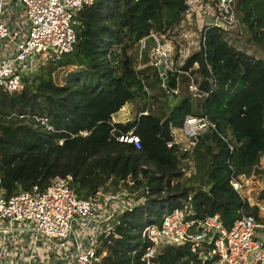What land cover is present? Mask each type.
I'll use <instances>...</instances> for the list:
<instances>
[{"label":"trees","instance_id":"obj_1","mask_svg":"<svg viewBox=\"0 0 264 264\" xmlns=\"http://www.w3.org/2000/svg\"><path fill=\"white\" fill-rule=\"evenodd\" d=\"M188 8V0H93L76 13L71 52L39 64L20 91H0L3 196L70 175L79 197L117 189L142 197L101 239L99 264H145L140 253L132 256L139 231L174 209L187 208L195 220L216 214L225 228L242 212L256 216V205L229 180L239 174L264 179L257 169L264 156V56L255 55L264 52V0H234V27L207 29L204 48L197 28L185 29ZM183 31L193 34L190 45ZM151 33L170 41L172 66L189 69L206 96L193 99L183 73L172 77L166 71L162 85L150 64ZM125 103L134 115L113 122ZM166 114L171 128L181 127L186 115L204 116L214 126L183 151L158 137ZM32 116L44 117L51 130ZM125 131L138 136V149L114 138ZM155 262L205 264L188 243L163 245Z\"/></svg>","mask_w":264,"mask_h":264},{"label":"built area","instance_id":"obj_2","mask_svg":"<svg viewBox=\"0 0 264 264\" xmlns=\"http://www.w3.org/2000/svg\"><path fill=\"white\" fill-rule=\"evenodd\" d=\"M194 1L197 11L189 7L187 13L191 20L200 23L197 31L204 48L207 29L229 32L234 27V0ZM92 2L0 0V91H20L24 77L37 69L40 59H55L71 52L76 13ZM149 36L153 40L150 64L156 68L160 65L165 75L166 71L172 77L180 73L187 75V90L193 99L206 96L209 91L195 84L189 69L172 66L173 52L167 40H163L165 37L154 33ZM145 39L139 40L138 57ZM177 53L180 57L186 54L182 47L177 48ZM171 91L175 93L176 89ZM32 117L51 130L44 117ZM213 126L204 116L186 115L181 127H170L171 141L165 144H180L183 151H190L195 138ZM114 138L135 149L140 146L138 136L130 131L117 133ZM249 179L251 175L239 174L231 177L229 183L245 198ZM70 183V175L55 176L42 189L32 185L8 197L3 196L0 186V264H99L101 255L95 249L101 239L113 233L118 215L143 200L126 189L98 190L83 198L75 194ZM256 207V216L242 212L229 228L222 225L216 214L195 220L188 218L190 212L185 207L171 210L159 221L141 228L132 256L140 253L145 264H156L155 257L162 249L159 243L174 246L188 243L192 253L205 258V264H264V223L257 221L264 206ZM205 241L211 244V249L202 248Z\"/></svg>","mask_w":264,"mask_h":264},{"label":"rangeland","instance_id":"obj_3","mask_svg":"<svg viewBox=\"0 0 264 264\" xmlns=\"http://www.w3.org/2000/svg\"><path fill=\"white\" fill-rule=\"evenodd\" d=\"M188 4H189V7L191 10L197 11V9H196L197 5H196V2L194 0H188ZM194 18H195V15H194ZM185 19H186L185 29H187V27L191 26L192 28L196 27L198 30V27L200 25L198 20L196 22L193 19L191 20L190 15L188 13H185ZM181 37L184 38L185 41L187 42L186 45H190V42L195 40V38H193V34L190 32H187V31H183L181 34ZM166 44L167 45L169 44L170 49L173 48L170 45V41L168 43L166 41ZM255 55L257 57H263L264 52H256ZM40 60H39V62H40L39 64H42L44 62V60H42V59H40ZM123 112L125 113V115L128 118H130L134 115V113L132 111V105L130 103L125 104V106L123 108ZM119 114H120V112H115V113H113V117H118ZM257 169L258 170L260 169L264 172V156L260 158L259 165H258ZM247 184H248V189L245 191V193L243 195H245V198L248 201L249 205H261V204H263V206H264V198L259 197V192L264 188V179L258 178L257 175H251V179H249V183H247ZM127 191H129V190H127ZM129 192H131V191H129ZM257 221L264 223V212H262L261 214L258 215ZM256 232L260 233V230L257 229ZM135 243L137 246L138 241ZM159 246H163V243H159ZM205 247H207L208 249H211V244L205 241L202 243V248H205Z\"/></svg>","mask_w":264,"mask_h":264},{"label":"water","instance_id":"obj_4","mask_svg":"<svg viewBox=\"0 0 264 264\" xmlns=\"http://www.w3.org/2000/svg\"><path fill=\"white\" fill-rule=\"evenodd\" d=\"M158 73L160 75V78L162 79V85L165 86L167 83V77L165 73L163 72V68L158 65L157 66ZM158 137L162 139L164 142L171 141V133H170V124H169V116L168 114L165 115V117L160 121V130L158 133ZM200 259L202 261L205 260L203 256H200Z\"/></svg>","mask_w":264,"mask_h":264},{"label":"crops","instance_id":"obj_5","mask_svg":"<svg viewBox=\"0 0 264 264\" xmlns=\"http://www.w3.org/2000/svg\"><path fill=\"white\" fill-rule=\"evenodd\" d=\"M125 104L121 108H119V110L117 111V112H120L118 117H113V114H112V116H111L112 121H114V122H122V121H125L126 119H128V117L123 112V108H124Z\"/></svg>","mask_w":264,"mask_h":264}]
</instances>
